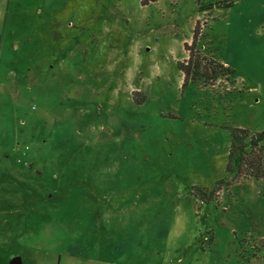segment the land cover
I'll use <instances>...</instances> for the list:
<instances>
[{
    "label": "rangeland",
    "instance_id": "374dc122",
    "mask_svg": "<svg viewBox=\"0 0 264 264\" xmlns=\"http://www.w3.org/2000/svg\"><path fill=\"white\" fill-rule=\"evenodd\" d=\"M1 4L0 264H264L227 157L264 132V0ZM196 25L230 81L183 82Z\"/></svg>",
    "mask_w": 264,
    "mask_h": 264
},
{
    "label": "trees",
    "instance_id": "16d2710c",
    "mask_svg": "<svg viewBox=\"0 0 264 264\" xmlns=\"http://www.w3.org/2000/svg\"><path fill=\"white\" fill-rule=\"evenodd\" d=\"M200 35V27L196 25L191 43L184 44L187 58L176 64L183 82H197L202 86H209L214 85L218 79H226V81L233 79L234 72L230 67L216 62L212 57H207L196 47ZM230 136L228 167L233 165L236 178L264 180V132L250 134L243 129H233L230 131Z\"/></svg>",
    "mask_w": 264,
    "mask_h": 264
},
{
    "label": "crops",
    "instance_id": "0c3cea01",
    "mask_svg": "<svg viewBox=\"0 0 264 264\" xmlns=\"http://www.w3.org/2000/svg\"><path fill=\"white\" fill-rule=\"evenodd\" d=\"M2 3V2H1ZM5 4H1V8H0V11H1V16H0V60L2 58V54H3V39H4V36H5V25H4V10H3V7H4Z\"/></svg>",
    "mask_w": 264,
    "mask_h": 264
},
{
    "label": "water",
    "instance_id": "95a60500",
    "mask_svg": "<svg viewBox=\"0 0 264 264\" xmlns=\"http://www.w3.org/2000/svg\"><path fill=\"white\" fill-rule=\"evenodd\" d=\"M19 261H18V258H15L14 260H13V263L14 264H17Z\"/></svg>",
    "mask_w": 264,
    "mask_h": 264
}]
</instances>
